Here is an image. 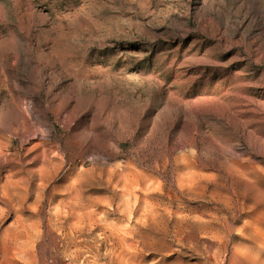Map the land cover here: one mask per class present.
Returning a JSON list of instances; mask_svg holds the SVG:
<instances>
[{
    "label": "rangeland",
    "instance_id": "374dc122",
    "mask_svg": "<svg viewBox=\"0 0 264 264\" xmlns=\"http://www.w3.org/2000/svg\"><path fill=\"white\" fill-rule=\"evenodd\" d=\"M0 264H264V0H0Z\"/></svg>",
    "mask_w": 264,
    "mask_h": 264
},
{
    "label": "bare ground",
    "instance_id": "6f19581e",
    "mask_svg": "<svg viewBox=\"0 0 264 264\" xmlns=\"http://www.w3.org/2000/svg\"><path fill=\"white\" fill-rule=\"evenodd\" d=\"M17 113H18V112H17ZM24 135H25V134H24ZM24 135H23V136H24Z\"/></svg>",
    "mask_w": 264,
    "mask_h": 264
}]
</instances>
